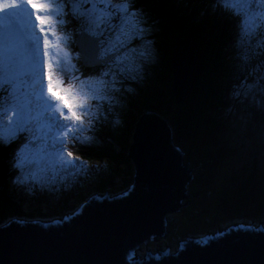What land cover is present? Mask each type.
I'll list each match as a JSON object with an SVG mask.
<instances>
[{"label": "water", "instance_id": "obj_1", "mask_svg": "<svg viewBox=\"0 0 264 264\" xmlns=\"http://www.w3.org/2000/svg\"><path fill=\"white\" fill-rule=\"evenodd\" d=\"M79 44L76 37L78 51ZM202 61L193 39L172 42L177 103L192 89ZM170 133L168 121L155 110L138 115L127 153L132 180L124 191L95 190L76 210L53 218L39 207L14 204L0 223V264H264V223L252 221L181 237L175 248L140 252L141 244L165 234L168 213L181 210L189 196L185 187L193 174L182 165Z\"/></svg>", "mask_w": 264, "mask_h": 264}, {"label": "snow or ice", "instance_id": "obj_2", "mask_svg": "<svg viewBox=\"0 0 264 264\" xmlns=\"http://www.w3.org/2000/svg\"><path fill=\"white\" fill-rule=\"evenodd\" d=\"M257 3L264 0H216V6L239 18L242 35L260 27L254 21L264 20L251 11ZM0 13L5 14L0 19V144L10 145L19 133H27L29 144L39 141L43 151L51 142L61 163L75 165L78 158L71 152V159L63 160L64 145L91 141L81 135L94 131L101 120L99 106L94 111L91 102L111 103L110 93L120 91L121 78L135 79L138 60L151 57L150 40L140 50L130 46L147 31L142 12L134 0H0ZM13 13H24L28 23L21 25ZM72 36L80 40L75 55L66 50L75 44ZM81 59L107 68L96 77L77 75L80 69L72 61ZM28 150L24 144L14 153L12 167L20 174L13 183L37 180L35 172H25Z\"/></svg>", "mask_w": 264, "mask_h": 264}, {"label": "rangeland", "instance_id": "obj_3", "mask_svg": "<svg viewBox=\"0 0 264 264\" xmlns=\"http://www.w3.org/2000/svg\"><path fill=\"white\" fill-rule=\"evenodd\" d=\"M209 5V11L223 12L220 7L216 6V0H211ZM174 6L179 9L182 8V5L177 3ZM135 8L141 10V19H147L149 28L144 24L143 26L147 31L143 38L134 39L130 46L140 50L144 48L145 42L150 40L152 42L150 46L151 57L147 61L138 60L140 71L136 74L135 79H132L131 76L121 78V83L126 85L125 90L128 93H137V87H147L148 80L153 76L152 68L158 60L156 48L150 35L151 33L153 35V30L148 20V14L139 7L135 6ZM251 11L260 12L264 16V4H253ZM17 15L20 17L21 25L28 23L24 13H13V18ZM238 19L232 16L230 18L232 36L230 41H227V46L230 48L229 58L238 57L239 59L233 64V78L229 81L230 87L228 88L226 104L218 111L220 124L211 135H196L191 142L179 143V140H173V144H176L183 152L182 165L190 168V173L193 174L185 187L189 196L183 199L186 204L181 210L168 213L165 234L154 236L146 243L141 244L140 252H144L147 247L158 248L169 245L171 248H175L178 239L181 237L222 229L236 222L264 223V20L254 21L259 23L260 27L255 28L249 35H242L238 29ZM73 31V27L68 28V32ZM49 38L55 42L54 37L50 36ZM75 38L76 36H72L73 41ZM66 50L73 55L79 52L75 44L68 46ZM234 53L236 54L234 55ZM72 63L80 69L77 75L84 73L96 77L107 68V64L98 63L99 66L92 64L90 67L85 66L86 68H84L81 61L73 60ZM95 66L97 69L93 68L91 72L86 70ZM63 79L66 86L69 78L64 76ZM119 85H117L118 88ZM117 95L118 92L110 93L111 103L97 100L91 102L94 111L99 106L100 122L108 123L110 120L112 130L123 128L120 123H117V121L120 122L118 118L109 116V112H116L121 104L124 105L123 102L118 101ZM165 113H167V121L172 125L174 108L165 111ZM136 115L138 117V114ZM99 123L96 124L94 131L82 133V138L91 137L92 141L93 135L95 136L96 132L100 130L97 127ZM27 137V133H19L16 140L10 145L0 144L6 150L9 148L7 160L12 170L10 172L12 175L5 182L4 191L7 190L8 193L21 197L20 201L31 195L37 201L38 196L43 195L40 190L31 192L27 191V188L43 189L44 187L54 188L58 184L67 185L70 180L84 175L88 170H93L95 167L101 168L105 172L108 171L103 162L106 158H96L94 164L85 163L84 161L87 159L82 160L83 157L78 151H71L74 146H70V141L64 145L62 158L63 160L71 159L67 156V153L71 152L73 157L78 158L75 165L61 163L56 149L51 146V142H49L46 150L41 151L40 142L32 141L29 144ZM114 138L117 139L115 135ZM114 138H112L113 142L116 141ZM97 142L95 140V143ZM24 144L29 146L27 154L30 161L26 164L25 172L29 174L35 172L37 180L30 179L26 184H16L13 181L20 173L19 170L12 167L13 156L17 149ZM59 147L57 145V148ZM198 152H202V154ZM112 183L115 185L112 187L115 193L129 188L131 181L127 185H121L116 178H113ZM90 190L86 194L83 193V196L87 198L89 194L95 191L92 190V187ZM67 201L74 204L70 208L60 210L59 214H50L46 217H60L64 212H72L81 205L83 199L79 195L72 194L67 197L62 206ZM43 214L46 215L47 213ZM32 217L38 216L36 214Z\"/></svg>", "mask_w": 264, "mask_h": 264}, {"label": "trees", "instance_id": "obj_4", "mask_svg": "<svg viewBox=\"0 0 264 264\" xmlns=\"http://www.w3.org/2000/svg\"><path fill=\"white\" fill-rule=\"evenodd\" d=\"M175 3L182 5V8L175 7ZM134 4L148 14V20L152 25L153 35L152 33L150 35L158 59L152 68L153 76L148 80L146 88L137 87V93H128L125 90L126 85L120 83L117 99L124 105L121 104L116 112H109V116L118 118L122 129L112 130L110 120L108 123L103 121L97 126L100 130L95 136L93 135L92 141L83 145L70 141V146H74L71 151H78L83 157L82 160L87 159L85 163L94 164L96 158H106L103 162L108 171L95 167L84 175L70 180L67 185L58 184L54 188L44 187L43 189L27 188V191L31 192L40 190L43 195L38 196L37 201L33 199V195L20 201L21 197L10 194L7 190L4 191L5 182L12 175L10 173L12 170L7 160L9 148L6 150L0 146V223L10 214L16 203H19L24 210L39 207L42 212L47 213L46 216H49L59 214L64 208H70L74 203L67 201L63 206L62 203L72 194L79 195L84 200L86 197L83 193L90 192V187L92 190L106 188L114 192L113 178H116L121 185H127L133 174L132 162L127 157V153L138 118L135 114L139 115L151 109L167 120L165 111L174 108L173 123L170 125L168 122V124L171 129V144L180 154L183 152L176 144H173L174 139L179 140V143L191 142L196 135L208 136L217 129L220 124L218 111L226 104L229 81L233 78V64L239 59L238 57L229 58L230 48L227 46V41H230L232 36L230 14L224 11H209L208 6L211 0H181L179 2L177 0H134ZM146 20L145 18L144 24L148 27ZM176 38L193 39L203 54L201 69L195 83L186 99L180 103H177L173 96L169 63L172 42ZM97 66L86 70L91 72L93 68L97 69ZM112 138L116 141L113 142ZM95 140L98 142L95 143ZM198 153L202 154V152Z\"/></svg>", "mask_w": 264, "mask_h": 264}, {"label": "clouds", "instance_id": "obj_5", "mask_svg": "<svg viewBox=\"0 0 264 264\" xmlns=\"http://www.w3.org/2000/svg\"><path fill=\"white\" fill-rule=\"evenodd\" d=\"M4 15H5V14L0 13V19H2V18L4 17ZM75 40H76V38H75ZM75 47H76V46H75Z\"/></svg>", "mask_w": 264, "mask_h": 264}, {"label": "bare ground", "instance_id": "obj_6", "mask_svg": "<svg viewBox=\"0 0 264 264\" xmlns=\"http://www.w3.org/2000/svg\"><path fill=\"white\" fill-rule=\"evenodd\" d=\"M141 250V249H140Z\"/></svg>", "mask_w": 264, "mask_h": 264}]
</instances>
